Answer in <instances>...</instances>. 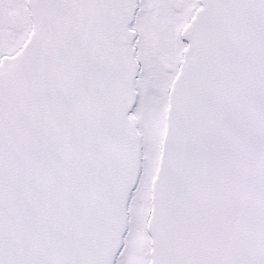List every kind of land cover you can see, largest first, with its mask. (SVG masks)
Returning <instances> with one entry per match:
<instances>
[{
    "label": "snow or ice",
    "instance_id": "6c2138e0",
    "mask_svg": "<svg viewBox=\"0 0 264 264\" xmlns=\"http://www.w3.org/2000/svg\"><path fill=\"white\" fill-rule=\"evenodd\" d=\"M0 264H264V0H0Z\"/></svg>",
    "mask_w": 264,
    "mask_h": 264
}]
</instances>
